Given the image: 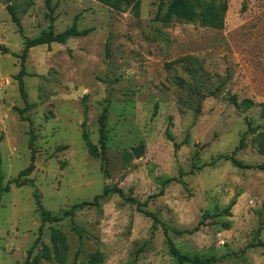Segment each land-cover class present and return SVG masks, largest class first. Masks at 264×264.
Instances as JSON below:
<instances>
[{"label":"rangeland","instance_id":"obj_1","mask_svg":"<svg viewBox=\"0 0 264 264\" xmlns=\"http://www.w3.org/2000/svg\"><path fill=\"white\" fill-rule=\"evenodd\" d=\"M226 2L218 29L157 18L159 0H140L139 15L97 0H50L52 13L47 0H0V183L10 184L0 198V264H192L171 253L164 226L137 202L170 227L184 255L264 264V245H257L264 244V170L223 157L244 137L235 156L264 163L254 142V129L264 130V0ZM77 15L88 34L34 46L22 62L25 37L51 24L62 32ZM22 68L30 108L17 79ZM245 98L252 107L241 105ZM106 106L105 168L82 125L100 149ZM31 135L35 169L31 182L17 187L9 181L31 162ZM171 177L185 183H165ZM105 185L124 196L76 208L73 218L44 223L40 235L36 191L47 210L62 214ZM205 212L211 216L201 224ZM55 234L63 239L57 248Z\"/></svg>","mask_w":264,"mask_h":264},{"label":"trees","instance_id":"obj_2","mask_svg":"<svg viewBox=\"0 0 264 264\" xmlns=\"http://www.w3.org/2000/svg\"><path fill=\"white\" fill-rule=\"evenodd\" d=\"M97 1L103 3L104 5L111 7L112 9H114L116 11H119V12L126 11V9L128 7H131L136 15H139V12H140V0H97ZM47 4L49 5L50 11L52 13L53 7L50 6V0H47ZM163 7H164V0H159L158 12H157L156 17L157 18L159 17V18L163 19L164 21L170 22L174 19V20H178V21L199 22L203 26L221 29L224 27V24H225V15H226L228 5H227L226 0H210V1H207V0H171L166 13L162 17H160V13L163 10ZM9 11L11 13L13 21L19 27V31L22 32L21 22H20L18 16L16 15L14 9L11 6L9 7ZM78 19H79V16L77 15L75 17L73 24L62 32L56 33L53 29V24H51L49 29L43 30L38 36L33 37V38L32 37H25V46H24L23 54L21 56L22 62L24 63V61H26L29 49L34 47V46H38V45H42V44H49V43H53V42L66 43V41L69 37L82 36V35L88 34L90 31L89 29H82L81 30L78 28V25H77ZM52 20H53V18H52ZM22 73H23V68L20 71V73L17 75V79L19 82V88H20L22 97L26 103L25 108H30V107H33L34 104H30L28 102L27 94H26V91L24 89V81L22 79ZM235 103L240 105L236 99H235ZM241 105L244 108H250L253 105V100H251L249 98H245L242 100ZM23 111H24V109H20L21 117H23L22 116ZM107 114H108V106L104 107V109H103V111L99 117V124H100L99 130H100V134H101V136H100V149L98 148V146L96 144H94L90 140L88 132L85 130V123H83V125H82L84 128L83 138L85 140V143H86L90 153L93 156L101 157L105 168H106V165L108 163V159H107V155H106V140H107L106 139V119H107ZM261 116L264 118V102L261 103ZM254 130H255L254 142L257 145L259 152L264 154V130H261V131H258L256 129H254ZM33 142H34V136L31 135V139H30L31 162H30L29 166L27 168L23 169L22 171H20L16 178L9 181V183H12V182L15 183V185L17 187L23 186V185L31 182V179H29L28 176L35 169V153H34V149L32 148ZM244 145H245V139H244V137H242L239 144L235 147L233 152L231 154L225 155L223 157L231 160L235 166L240 167V168H246V169L260 168V169L264 170V163H262L260 165L246 164V163H243L242 161H240L235 156L236 153L244 147ZM0 160H1V152H0ZM191 173H193V170H191ZM1 177H2V174H1ZM177 179H179V181H181V178L171 177V178L166 179L165 183H168V182H171V181H174ZM181 182L185 183L184 181H181ZM3 191H10V184H8L7 186H5L3 188L1 183H0V198H1ZM112 193H118V194L124 196L123 190L120 187L105 185L103 191L100 194H97L93 200H85V201H82L80 203H76L70 209L63 211L62 214H54L51 211L47 210L43 206V204L41 203L39 194L36 191L37 205H38L39 210L41 212V220H42V224L40 226V235L42 234L44 223L60 221L66 217L73 218L75 215V209L76 208L85 207L86 205H99L101 202V199L109 196ZM126 199L130 202H135V200L133 198L127 197ZM234 203L235 202L233 201L227 207V211L230 212V209L234 205ZM137 204H138V209L141 212H143L146 215L151 216L153 218L155 226L158 223H160L164 226V232H165L166 237H167V242L169 244L170 251L174 256L177 257V259L179 260L180 263L188 261V262H191L192 264H208L211 261H215V258H199V257L191 258L187 255L180 253V251L176 248L175 243L173 242V240L171 239V237L169 235L170 227L166 226L164 223H162L155 212H152L150 210H145L144 208H142V206L138 202H137ZM210 216H211L210 212H205V214L203 216V221L201 222V224H204V221ZM197 228H198V226L195 229H197ZM174 231L178 234H181L183 232L182 230L175 229V228H174ZM39 240H40V237L35 241L32 248H30L29 254L32 253V250L38 244ZM52 240H53V243L55 244V248L58 247V245H59L58 242L59 243L63 242L62 236L60 234H55L52 237ZM257 245H264V244L260 243ZM44 249H45L46 256L49 259H51L50 247L48 245L44 244ZM24 264H32V263L27 261Z\"/></svg>","mask_w":264,"mask_h":264},{"label":"water","instance_id":"obj_3","mask_svg":"<svg viewBox=\"0 0 264 264\" xmlns=\"http://www.w3.org/2000/svg\"><path fill=\"white\" fill-rule=\"evenodd\" d=\"M4 3H7V0H4ZM142 153H143V148L142 147H139V148H135L134 150H133V154H134V156L135 157H140L141 155H142Z\"/></svg>","mask_w":264,"mask_h":264}]
</instances>
